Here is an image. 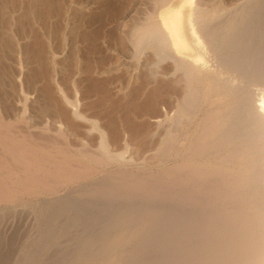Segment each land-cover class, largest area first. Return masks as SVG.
Instances as JSON below:
<instances>
[{
  "label": "bare ground",
  "instance_id": "bare-ground-1",
  "mask_svg": "<svg viewBox=\"0 0 264 264\" xmlns=\"http://www.w3.org/2000/svg\"><path fill=\"white\" fill-rule=\"evenodd\" d=\"M45 1L48 17H56L55 38L79 43L59 79L57 50L31 25L44 119L17 131L12 110L0 107V201L17 197L18 182L27 191L64 185L93 163L109 166L128 153L140 160L152 151L154 161L168 163L160 178L129 173L109 182L166 200L167 209L127 212L101 245L89 247L83 264H264V0H127L115 8L96 0L101 7L92 16L86 4L91 17L76 6L83 28L71 31L68 1ZM127 88L130 96L121 93ZM21 92L27 102L23 81ZM96 132V154L54 142L59 136L66 147L81 141L87 149Z\"/></svg>",
  "mask_w": 264,
  "mask_h": 264
},
{
  "label": "rangeland",
  "instance_id": "rangeland-1",
  "mask_svg": "<svg viewBox=\"0 0 264 264\" xmlns=\"http://www.w3.org/2000/svg\"><path fill=\"white\" fill-rule=\"evenodd\" d=\"M3 1L5 0L0 1V5ZM24 1L25 0H18L17 2L16 0L17 3H15V6L14 4H10L9 7L10 0H7L8 4H6L5 1V4L0 6V8H2V6L6 5L4 6L6 9L4 7L0 9V107H9L10 110H12V117L15 119V129H17V131L22 130L23 132H27L30 129L29 124L32 122L30 120L34 119L37 121L38 119L40 121L44 119L39 115L38 111L45 104L41 93L43 80L38 75L41 69L38 62V47L35 44V36L31 27L34 26L42 31L47 49L51 44L57 50V61L59 63L57 78L59 79H62L65 74L64 66L66 65V61L71 58V50L75 48L79 42L75 40V38L72 39V36L68 38V43L66 42V44L62 39L55 38L53 23L56 17H48L47 11L49 7L47 6L49 5H45V0H26V3ZM66 1L68 2H65L64 10L67 12L68 9L72 8L71 14L73 17L70 14V18L74 21V19L76 20V17L79 16L77 21L74 22L75 25L73 22L71 24L72 20L70 19V24L72 26L70 24L69 26L73 29L70 27L68 28L70 29L69 31H71L74 29L81 30L83 28L80 24V17L82 15L77 14V11L81 10L78 8L81 5H83V12L80 11L79 13L86 14V17H91L94 11H100V9L98 10V8L101 7L99 5L100 3L104 5V3L110 2L111 7L112 1H114L113 5L117 3L115 4L116 7H119V5L121 7V5L125 3L124 1L127 0H109L108 2L105 0H101L103 2L98 0L100 2L98 6L100 7L97 6L98 1L96 2V0ZM128 1L130 2V0ZM140 1L136 0L137 3H140ZM262 1L226 0L225 2L229 3L228 5H233L238 2L253 4L261 3ZM86 4L89 5V7H87ZM68 5L70 7H68ZM115 5L111 8H115ZM86 7L89 8L90 11ZM74 8H76V10ZM40 11L43 12V15ZM25 13L31 14L29 21L23 20ZM88 13L91 16H89ZM4 14L7 17L4 16ZM105 14L102 16L103 19H105L109 13ZM74 15L76 17H74ZM64 16L65 19L63 17L62 30L65 31L64 28L68 25L64 24V22L67 23L68 18L66 14ZM44 19L47 23L46 25H44ZM78 26L81 27L79 28ZM20 27L24 29V31H20ZM49 54L50 53L46 54V57L48 56L47 58H49ZM47 66L49 67L50 73L53 75L54 67L51 63H48ZM20 79L24 82V87H26V90L29 92L30 97L27 102H25V98L21 92ZM133 84H135L134 81L129 87L131 91L133 89ZM130 89L128 90L127 88L128 91L125 89L124 93H121L130 96ZM25 103H27L26 107L28 111L24 114ZM27 122L29 128L26 126ZM18 126L19 128H17ZM94 135L95 143L92 144V147L87 149L81 141L80 143L77 142V144L75 143L70 147H66V139L63 137L59 138V136L54 137V142H58L61 147H65L66 150H70L71 152H74L72 151L74 149L78 152L88 150V152L91 151L93 154H96L100 151V137L97 132ZM49 137H51L50 141L53 140L51 134H49ZM56 139L58 140L56 141ZM119 149H121V147ZM131 155L134 156L132 153H128V155H125V158L116 160L109 166H99L93 163L94 166H92L94 169L87 172L88 174L86 173L81 178L70 181V183H65L64 185H62L63 183L61 185L59 184V186L46 185L47 187L45 185V187L43 185V187L38 185L40 188L33 186L27 191L24 184L18 182V186L16 185V188L19 187L16 192V200L14 199L8 202L0 201V264H81L82 256L85 255L89 247L96 246V244L99 245L100 242L103 243L106 239L105 236L108 237V235L112 233L113 226L119 224V221L121 223V219L127 215V212L145 210L147 207L167 209L168 203L166 200L148 196L144 197V195L141 196L138 194L137 196L129 194L130 192L128 193L126 190L122 189L123 184H120L119 180L117 182H109L113 177H121L123 176L122 174L128 175L129 173L134 174L138 179H156L159 177L158 174L161 177L163 175V170L165 172L167 169L168 163L161 165L154 161V154L152 151L151 153L149 151L148 154L147 152L142 154L140 160L139 158H134L131 161ZM105 186H109L114 193L108 196L101 195L99 191ZM23 189L26 191L24 192ZM125 192L128 194L125 195ZM130 195H133V198ZM134 197L136 199H134ZM160 201H162V203H160ZM150 203L152 204L150 205ZM119 218L121 219L119 220ZM109 231H111V233ZM83 263L84 261L82 264Z\"/></svg>",
  "mask_w": 264,
  "mask_h": 264
}]
</instances>
